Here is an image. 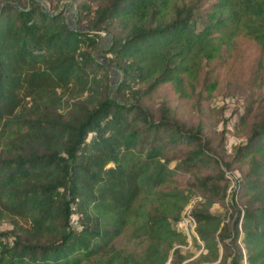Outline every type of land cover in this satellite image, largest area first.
I'll list each match as a JSON object with an SVG mask.
<instances>
[{
  "label": "trees",
  "instance_id": "16d2710c",
  "mask_svg": "<svg viewBox=\"0 0 264 264\" xmlns=\"http://www.w3.org/2000/svg\"><path fill=\"white\" fill-rule=\"evenodd\" d=\"M76 12L71 27L42 0L0 3V264H264V96L231 157L202 124L146 105L165 84L183 94L239 38L264 62V0ZM226 172H239L229 204ZM195 197L187 262L178 224Z\"/></svg>",
  "mask_w": 264,
  "mask_h": 264
},
{
  "label": "rangeland",
  "instance_id": "374dc122",
  "mask_svg": "<svg viewBox=\"0 0 264 264\" xmlns=\"http://www.w3.org/2000/svg\"><path fill=\"white\" fill-rule=\"evenodd\" d=\"M6 1L13 0H0V3ZM42 1L49 9H63L71 27H76L78 21L77 7L89 3V0ZM107 45V39L103 37L100 52ZM110 73L114 85L118 81V74L114 69ZM183 92L178 94L172 86L162 85L146 105L152 109L164 105L183 122L191 126L202 124L205 136L213 141V145L223 143L228 157H231L234 149L246 139L247 127L240 123V117L249 106L255 108L264 96V62L256 44L247 38L237 39L231 51L203 65L195 81H185ZM225 176L229 181L226 199L229 204L239 172H226ZM199 201L200 198H193L186 209L192 211ZM223 210L214 206L211 212L221 214ZM5 228L3 226L1 230ZM194 238L196 235H191L188 245L179 247L182 255L191 257L187 262H192L201 252L194 246ZM127 248L132 249L130 245Z\"/></svg>",
  "mask_w": 264,
  "mask_h": 264
},
{
  "label": "built area",
  "instance_id": "2783aa9c",
  "mask_svg": "<svg viewBox=\"0 0 264 264\" xmlns=\"http://www.w3.org/2000/svg\"><path fill=\"white\" fill-rule=\"evenodd\" d=\"M191 210L185 209L181 216V220L178 224L179 228L186 234L187 238L189 239L190 236H195L194 228L195 222L191 216Z\"/></svg>",
  "mask_w": 264,
  "mask_h": 264
}]
</instances>
